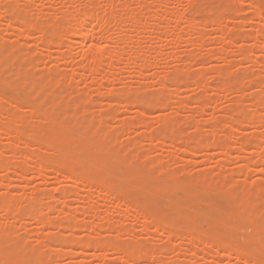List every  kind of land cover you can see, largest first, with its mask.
Returning <instances> with one entry per match:
<instances>
[{"label":"rangeland","instance_id":"374dc122","mask_svg":"<svg viewBox=\"0 0 264 264\" xmlns=\"http://www.w3.org/2000/svg\"><path fill=\"white\" fill-rule=\"evenodd\" d=\"M86 1L0 0V60L3 57L6 60L8 55L7 63L2 60L5 65L0 61L3 64L0 65V95L6 87L15 86V72L19 67L34 78L41 76L36 79L41 81L52 102L47 99L39 111L53 113L57 122H62L60 117L64 115L71 117L73 123L69 126L76 138L81 137L79 121L98 127V136L113 149L109 153L111 159L116 153L117 157L122 153L125 165H128L123 167L125 160L122 163L115 157L107 163L102 162L103 167L109 168L105 181L91 184L95 185L89 190L79 182L62 179L55 172L57 168L61 169L62 160H54V164L39 160L35 154L37 151L31 153L28 149L40 147L43 152L44 145L36 142L35 146H30L24 141L32 139L23 137L22 151L25 148L30 155L22 156L20 148L18 154L22 157L16 158L11 155L12 150L4 149L5 161H10L7 164L9 172L1 169L0 175L8 173L10 185H3L0 191L6 188L11 194L26 198L43 195L42 203L50 207L46 206L42 212L50 219L67 222V216L71 222L78 221L81 225L93 222L94 231L105 237L103 239L110 237L109 231L101 229L103 224L97 222L103 220L101 223H104L107 215L114 221L123 213L122 226L125 228L118 229L122 230L121 233L132 231L134 237L123 234L120 242L135 247H141L143 242L142 247L148 250L150 247L147 261L133 260L130 261L132 264H150L152 256H158L160 264H250L248 256L253 260L258 258L255 263L264 264V0H109L113 6L105 0H92L102 6L99 11L105 16L117 11L121 17L117 26L110 20L102 26L90 23L96 32L103 33L100 47L113 50L117 58L112 60L111 67L105 64L101 70L90 73L84 72L85 61L80 58V47L75 42V45L72 43L74 47L67 46L65 43L71 36L63 32L65 24L72 22L70 14ZM6 10H10L9 14ZM14 11L21 12L22 18H28L34 22L32 26L36 24L37 27H29L30 33L24 34L21 29L26 26ZM135 15L138 21L133 23ZM11 16L16 17L15 22L8 20ZM48 39L50 42L58 39L61 43L53 45ZM71 39L77 40L76 37ZM5 47L10 51L8 54ZM132 52L135 57L131 55L128 67H124L119 58ZM149 59L151 63L148 65ZM3 80L7 84L1 87ZM45 82H48L47 87ZM97 83H102L103 87H96ZM109 89H114L115 96ZM54 90L62 98L53 99L51 96L54 97L55 93H50ZM117 90L123 93L119 94L121 97ZM21 91L22 97L16 104H20L22 112L28 107L27 99L35 93L28 88ZM260 94H263L262 98ZM70 100L77 107L62 109ZM84 107L88 108L86 112ZM137 112L143 117L136 125ZM161 120L166 124L162 126ZM5 139L0 138L1 145L6 143ZM75 161L65 160L77 171L89 172L93 167L90 160ZM38 166L46 167L44 174L36 172ZM16 168L18 172L23 168L30 169L20 182L16 180ZM139 172L145 173L158 187L168 184L169 190L157 192L154 197L149 193L138 194L134 185L129 183L130 176ZM189 191L197 195L189 206L178 208L172 205V200L180 201V197ZM113 194L117 196L116 200L122 197L120 201L124 203L118 204ZM137 196L139 199H135ZM237 197H243L242 201ZM152 199L157 205L153 210L149 203ZM249 202L256 203L255 210L243 216L240 210ZM130 204L137 209L132 210ZM210 204L218 207L205 209ZM105 209L111 211L106 215ZM141 214L152 216L154 224L145 227ZM32 219L28 217L21 220L25 221L24 224L14 222L15 225H11L9 221L12 220L0 216V224L9 227L18 235L16 237H24L27 250H30L38 247L41 236V228ZM220 219L226 223L217 228L220 234L216 236L214 222ZM66 225L42 230L50 234L48 242L52 246L49 253L52 259L49 264H126L116 261L118 254L106 249V245L99 251L73 254L66 239L82 240L87 233L90 236L96 234L84 228L72 232ZM256 226L260 227L261 233L253 240ZM143 227H148L147 231H143ZM114 231L113 236L116 235ZM189 236L196 238L194 246ZM96 238L94 240L101 237ZM215 238L226 242L227 248H231L229 252L238 255L241 252L240 255H246L248 259L237 258L239 256L235 257L233 252L214 255L215 246L209 244H214ZM78 248L73 250L84 252Z\"/></svg>","mask_w":264,"mask_h":264},{"label":"bare ground","instance_id":"6f19581e","mask_svg":"<svg viewBox=\"0 0 264 264\" xmlns=\"http://www.w3.org/2000/svg\"><path fill=\"white\" fill-rule=\"evenodd\" d=\"M71 1L72 0H66L67 3L68 2L70 3ZM105 1H108L107 3L110 4L111 6H113V2H111L109 0H105ZM121 2H122V0H121ZM83 5L81 6L80 9L77 8V10H76V12L74 14L73 13L70 14L71 12L70 13H67V15L68 14L72 15L73 18H72V22L71 23H68L67 25L65 24V26L63 28V32H65L66 35H69L71 37H74V38L76 37L77 40L74 41L70 37L69 40H67L68 43L66 42L65 44L67 46L70 45L69 47H71V45H72V47H74L73 44L75 42L77 44V46L80 47L79 54H80V58L85 61V64H84V67H83L85 73L86 72L87 73H90V72H93V71L97 72V71L101 70V67L103 65H105V64H109L108 66L111 67V65L114 64V61H112V60L116 57V54L114 52H112L113 50H106V49L100 47L99 42H100V40L102 38V34L103 33H99L98 31L96 32L94 30L93 25H90V23L93 22L94 25L102 26L107 21L110 20L111 22H113L114 25L117 26L119 24V22H120L119 19L121 17V13H118L117 11L115 13L112 12L113 14L110 15V13H109V17H107V16H105L104 14H102L100 12L101 11L100 9L102 7L100 4L97 5L96 2H93L92 0H88L85 3H83ZM7 10H6V12H7ZM4 11H5V9H4ZM9 11L7 12L8 14H9ZM14 12L15 13L18 12L17 15H19V14L20 15H23L19 11H17V12L14 11ZM65 13H66V11H65ZM20 15L18 17L21 19V21L26 26V28L25 29H21V31L24 34H27L28 35L30 33L29 30H28L29 27H32V29H35L37 26H36V24L32 26V23H34L33 21L31 22V20H29L28 18H22ZM9 18H8V20H11L10 22H15V20H16V17L15 16H14V18H12V16H11V19H9ZM60 18H61V16H60ZM69 18H70L69 21H71V16ZM132 19H133V21H132L133 23H136L138 21V17L136 15L133 16ZM67 20H68V18H67ZM12 26L13 25H11V27ZM53 40L54 39H52V41H51L53 43V45L54 44L57 45V43L58 44L61 43L60 41H58V39H56V42H54ZM51 42H50V40L48 41V43H51ZM7 49H8V47H7ZM7 49L5 47L4 48V51H6V53L8 54L10 51H8ZM125 54H127V55H122L119 59H120V61H123L124 67H126V66L128 67V64L127 63L129 61V59L131 58V55H133V57H135V56H134V52H132L131 54H128V53H125ZM7 57H8V55H6V60H5V57H3L0 60L1 63L4 64L3 61H5V63H7ZM26 57H27V55H26ZM115 59L117 60V58H115ZM148 62H149L148 63V65H149L151 63V60L149 59ZM3 64H0V65L3 66ZM139 65H138V67H139ZM21 69H23V68H21V67L17 68V71L15 72V75H16L15 80L12 79V80L15 81V86H13V87L10 86L11 88H7L6 87V91L4 93L2 92V95H0V138H3L4 137V138H6L5 140L8 141V142L6 141V143H8V144L4 143L5 141L3 142L4 145H1L0 144V152H1V154H0V170L1 169H4V170L6 169L4 171V172H6L8 170L7 168L9 167V165H7V164L10 162L9 160H8L9 162L5 161L6 156H3V152H5L4 149L9 148L10 150H8V151H11L12 150L11 155L13 154L15 157L16 156L22 157L23 155L28 156L30 154H28V153L25 152V148L24 147H23L24 150L22 151L21 145L25 142V143L30 144V146H35L37 144L36 142H39V143H42L44 145V147L46 148V149L44 148L45 150L43 149V152H41L42 149L40 147H37L36 149L33 148V149H28V150L30 152L32 150L37 151V152H35V154L37 155L38 159L39 160H42V161L44 160L45 162L48 161V162L54 164V162L56 160L57 161L58 160L59 161L62 160L61 161V166H60L61 169L60 168L59 169L57 168L58 170L56 169V171H55V172H57V174H60L61 175L62 179H66V180H68L70 182H79V183L82 184V186L84 188H87L88 187L87 189H89V190L95 184L104 182L105 181V177H106V172H107L106 170H109V168L103 167L102 166L103 165L102 162L106 161V163H107V160L112 161L114 159V157H115L116 158V161L119 160V161H121L123 163L122 160H125V158L122 155V153L119 152L120 154H119L118 157L115 156V155H117V153H116L113 156V159H111V157H110L111 154H109V153H111V151H113V149L111 150L112 147L110 148V146H108L106 144L105 140L104 139H101L98 136V134H97L98 127L92 125L91 123L90 124L89 123L88 124H85V122H83L84 120L83 121H79L80 123H79V127L78 128H82V130L80 132L81 137L79 136L80 138H76L75 137L76 134L74 133V131H72L70 129V126H69L71 123H73L71 121V117L67 118L66 115H64V117H60V118H62V122L61 121L60 122H57V121H55V119H57V118H54L53 113H46V112L41 113L39 111L40 106L41 107L43 105L45 106L44 103L46 102L47 99H49V97L47 96L48 94H47L46 89L43 88L42 85H41L42 84L41 81L37 80V79H40L41 76L39 75L40 77L39 78L36 77L37 78L36 79V78H34L33 75L32 76L30 74L28 75V73H26V71H22ZM139 69H140V67H139ZM28 70H27V72H28ZM139 71H141V70H139ZM23 72H24V74H23ZM21 75H23V77H21ZM18 79H20V80H18ZM54 82L56 83L57 80L56 81L54 80ZM6 84H5L4 80H3L1 87L6 86ZM47 84H48V82L44 86L47 87ZM97 85L98 86H96V87H98V88H102L103 87L102 83H97ZM23 88H28V89L32 90L35 94L32 97L30 96V98L27 99V102L26 103H27V105L29 107V108L27 107L28 110L26 108H24V110L26 109V111H23L22 110V112H21L20 109H19L20 104L17 105L16 103H18V100L22 97V94H21L22 91H21V89H23ZM109 91L110 92L113 91L111 94H114L113 96H115L114 89H112V90L109 89ZM117 91H119V90H117ZM120 91L118 92V94L117 93L116 94L119 95L120 94ZM53 92L55 93V90L52 91L50 94L53 95L52 94ZM115 92H116V90H115ZM122 94L123 93H121L120 95H122ZM57 95H59V94L56 92L54 94V97L53 96H51V97L53 99L54 98L55 99L62 98V96L60 97V96H57ZM260 96L262 98L263 94H260ZM74 99H71V100L74 101ZM50 100L52 102V99H49V101ZM159 102H161V101L159 100ZM75 106H76V103H74V102L71 101L70 103L68 102L64 106V108H62V109H71V110H73L72 108L75 109ZM44 108L47 109V107H43V109ZM21 109H22V107H21ZM87 110H88V108L86 107L84 109V111L86 112ZM25 112L27 114L29 113V115L24 114ZM137 113L138 114H137V116L134 119V123L136 125L140 123V120L143 117L142 114H139V112H137ZM76 120L77 121H75V122L78 123V119H76ZM160 122H161V125L162 124L164 125L165 120H161ZM65 123H68V125H66ZM67 126H69V127H67ZM78 135H79V133H78ZM23 137H28V138H30L32 140L31 141L28 140L29 141L28 142L25 139V141L23 142V140H22ZM25 143H24V145H25ZM24 145H22V146H24ZM27 145H26V147H27ZM254 145H256V142H255ZM20 148H21V151L19 150ZM27 148H29V147H27ZM19 151L21 152V155L23 154L22 156L19 155L20 154ZM34 151H32V152L34 153ZM24 152L26 154H24ZM11 155L9 156L10 158H11ZM34 156L35 155H33V157ZM9 157H7V158H9ZM15 157H14V159H15ZM36 158H34L33 160H36ZM65 160H72V161H75V160H85L86 162H87V160H90L92 162L91 164H93V167H92V169L89 172H84L85 170L84 171H77V170H75L71 166L72 164H69L68 162H65ZM17 161H18V159H17ZM36 161H38V160H36ZM36 161H34V162H36ZM11 164H12V162H11ZM56 164H58V163H56ZM125 164H126V160L124 162V166L123 167H126L128 165V164L127 165H125ZM35 165H37V164H35ZM42 166L41 167L38 166V169H36V172L37 173L44 174L45 170H47L45 166H44V168H42ZM13 167L14 166H12V168ZM77 168H78V166H77ZM17 169L18 168H16V170ZM83 169H84V167H83ZM9 170H11V169H9ZM29 170H27L26 168L21 169V171L19 170L20 172H18V170H17V173L18 174L15 173L16 176H17L16 177V180H18L20 182L21 180L25 179L26 178V175H27V172ZM134 170H132V171H134ZM13 171H14V169H13ZM7 172H9V171H7ZM147 173L149 174L150 171H148ZM6 174L8 175V173H6ZM6 174L4 173V175H0V188H3L4 187L3 185H7V186L10 185V182H9L10 181V177H8L9 175L7 176ZM108 174H111V173H108ZM114 177H118V176H115L114 175ZM130 177H131V179H130V183L129 184H133L134 185L133 187L135 188V190H136V192L138 194L149 193L152 197H154V196H156L157 192H160V191L166 192L167 190H169V188L167 186L168 184H166V185H162L161 184L162 186L161 187H158L154 183H152L151 179L145 173H140L139 172L137 174H132ZM172 179L175 180L174 178H172ZM172 179L170 181H172ZM167 180H169V179H167ZM176 181H174V182H176ZM167 182H162V183H167ZM178 182H182V181H178ZM93 183H95V184L94 185H91ZM169 184L171 185L172 183H169ZM174 184H177V183H174ZM180 186H181V184H180ZM109 188L111 189V187H109ZM57 189L58 188H56V191H57ZM87 189H85V190H87ZM171 189L173 190V188H171ZM175 189H178V188L175 187ZM103 190L107 192V189H103ZM1 191H0V216L1 217H7L10 220H12V221H9L11 225H15L14 222H20V223L24 224L25 221H21L22 219H26L28 217H33L34 219H32V220H34L33 222L35 223V225L36 226H39L41 228V230H40L41 231L40 232V235L41 236H39V239L40 240L38 242V244H39L38 247L36 249L27 250V246L25 244L24 237H16L18 235L13 234V231H11L9 227H7V226L6 227H3L0 224V264H49L51 262V259H52L51 254H49L52 251V246L48 242V239H49L48 236L50 234L49 233H43L42 232V230L44 228H46V227H50V228L54 229V228H57V227L65 226L67 224L66 226H68L70 228V231H72V232L75 231V230H77V229H80V228H84L83 230H86L89 233H94L95 232L94 231L95 228L92 225L93 222H91L89 225H86L85 222H83L84 225L82 224L83 225L82 226L80 223H78V221L71 222L70 221V217H67V216H66V219L68 218L66 220L67 222H64L63 220H60L59 221V220L53 219V218L50 219V217L46 216L44 214V212H42V209H44L46 206H47V208L50 207L49 204L45 205V204L42 203V197H43L42 194H41L42 197L40 196L39 198H38V196L35 197V195H34L33 198L32 197L29 198V196L23 194L24 196H27L28 197V198H26V197H21V196L19 197L18 194L17 195H15V194L13 195V194H11L10 191H8V189L6 190V188H5V191H2V192ZM110 194H111V192H110ZM50 195H52V194H50ZM113 195H115V194H113ZM115 196H112V197L115 198ZM196 196L197 195L193 194V192H190L189 191L188 194L183 195L182 197H180L181 198L180 201H173L172 200L171 202H172V205L174 207H178V208L183 207V206H189L190 203L194 200V198ZM105 197H106V195H105ZM138 197H140V196H137L135 199H139ZM199 197H201V195H199ZM237 198H236V200H237ZM116 199H117V196L115 198V201H117L118 204H120L122 202L124 203L123 200H122V202L120 201V199H122V197L119 200H116ZM238 199H240V198H238ZM242 199H243V197L240 200L242 201ZM252 199H250V200H252ZM236 200H235L234 203H236ZM254 200H256V199H254ZM54 201H55V199H54ZM241 201H239V202H241ZM245 201H246V199H245ZM253 202H256L257 203V201H253ZM253 202H249L250 204H248L247 207L244 206L245 208H242L240 210V213H242L243 216H244V214L245 215H249L250 213H252L255 210L254 207H255L256 203H255V205H253ZM149 203H150V208L152 210L157 208V205H156V202H155L154 199H152ZM132 204H130V208H132V210L137 209L136 206L133 209V207H132L133 205ZM236 205H238V204H236ZM217 207L218 206L215 205V204H210V205L206 206L205 209L215 210ZM88 208H90V207H88ZM197 208L200 209V205H198ZM90 209H92V208H90ZM201 209H204V208H201ZM129 210H131V209H129ZM109 211H111V210L105 209L106 215H107V213H109ZM240 213L238 215H240ZM143 214H141L142 216L138 215V216L142 217V219L140 218L141 219V222L143 221L142 223L145 225V227L148 224L151 225L153 223L152 216L145 217V216H143ZM260 214H261V216H260V218H261L263 213L261 212ZM117 216H118V218L116 220H114L115 222L114 221H111L108 218V215L105 217V222L104 223L103 222L101 223V221H103V220L97 222L99 224H103L101 229H104L105 231L107 229V231L111 232V234H109V232L107 233L110 236L109 238L106 237L107 239H103L105 237L102 238V236L100 234H97L98 231H96L95 232V234H96L95 236H97V238L98 237H101V238L97 239L95 236H90L87 233V235H85V238L82 237L83 238L82 240H80L81 238L79 240L78 239L76 240L75 238H71L69 240L66 239L65 242L70 245L69 246L70 247L69 250H71V252L73 254H80V253L82 254V253H86L88 251H99L100 249H102L103 245H106L107 246L106 249L110 248V250L112 252L118 254V256L115 257V260L116 261L123 262V263H126V264L127 263L130 264L133 260H136V262L137 261L138 262H143L145 260L147 261L146 257H148V259H149V256H150V253L148 252V251H150V247H149V250L147 248H145V247H142L143 242H142V244H140L141 247H138L137 245H136V247H135V245L134 246H129L128 244L127 245L126 244L124 245V244H122L120 242L121 241L120 239L122 238L120 236H122L123 234H125V235L127 234V236H129L130 238H132V237H134V232L132 234V231L130 232L128 230H125L123 232H126V233H121L122 230L120 229L121 230L120 231L118 229V227H123V230L125 228L124 226H122L124 224L122 222L123 217H124V214L123 213H120ZM191 216H194V215L191 214ZM191 216H189V217L191 218ZM243 216H240V217H243ZM253 216H254V214H253ZM246 219H248V218H246ZM250 219H249V222H250ZM190 220L188 222H190ZM254 220H252V222ZM226 221H229V220H226ZM263 221H261V222H263ZM154 222H155V224H157L156 221H154ZM64 223H66V224L64 225ZM97 223H95L94 225H98ZM225 223L226 222L222 221L221 219L214 222V228L216 229V236L218 234H220L219 231H217V228H220V226L221 225H224ZM255 223H257V222H255ZM261 224L262 223H260V225ZM258 225H259V223H258ZM154 226L158 227V225H154ZM115 227H117V229ZM242 228H244V227H242ZM144 229L147 231L148 227H147V229L143 227V231H144ZM113 230H115L114 232H116V235H114V236L112 235V231ZM260 233H261L260 227L259 226H256L254 228V239L253 240H255L256 237ZM113 234H115V233H113ZM203 234H204V232H203ZM244 234L245 233H243V235ZM168 236H169V234H168ZM202 236H204V235H202ZM230 236H231V234H230ZM190 237H192V236H189V238ZM194 237L193 238H190V243L191 242L193 243L192 246H194V243H195L194 241H196L195 240L196 238H197V241L199 240V236L198 235L196 236V238H194ZM95 238L97 240H94ZM133 240H135V239L133 238L132 241ZM259 240H261V239H259ZM128 242H130V241H128ZM222 242L223 241L218 240L217 238H215L214 244H212V242H211V244H209L210 242L208 243V241H207V243L210 246H215V248H214L215 249L214 250V253L215 254L214 255H229V254H231V252H233V251L229 252V250L231 248L228 249L227 248V246H228L227 243L226 242L222 243ZM138 243H140V242L138 241ZM131 244H132V242H131ZM64 245H65V243H64ZM77 246H80L81 249L84 250V252L79 251V250L78 251L77 250L74 251L73 249L78 248ZM146 246L148 247V245H146ZM253 247L255 248V246H253ZM255 249H257V248H255ZM152 251H153V249H152ZM257 251H259V250L257 249ZM234 253H235V257H237L236 255H238V254L236 252H233L232 254H234ZM238 253H239V255H238L239 257H237V258H240L242 256V258H244V259H248L249 258L250 260L248 259V262L250 264H257L258 263V262L257 263L254 262L258 258H256L255 260H253L249 256L247 258L246 255H244L245 257L243 255H240L241 252H238ZM155 256H157V255H155ZM252 256L254 258V255H252ZM157 257H153L152 256L151 257V261L149 263L150 264H154V263L157 264L158 263L157 262V259H158ZM159 261H161V260L159 259ZM260 262L261 261H259V263ZM158 264H160V263H158ZM161 264H162V262H161ZM176 264H178V263H176Z\"/></svg>","mask_w":264,"mask_h":264}]
</instances>
